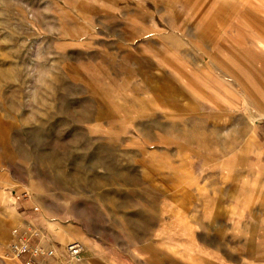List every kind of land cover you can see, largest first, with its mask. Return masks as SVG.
<instances>
[{
  "label": "rangeland",
  "instance_id": "rangeland-1",
  "mask_svg": "<svg viewBox=\"0 0 264 264\" xmlns=\"http://www.w3.org/2000/svg\"><path fill=\"white\" fill-rule=\"evenodd\" d=\"M263 8L0 0V264L13 228L81 245L34 264H264L263 74L234 43Z\"/></svg>",
  "mask_w": 264,
  "mask_h": 264
},
{
  "label": "crops",
  "instance_id": "crops-1",
  "mask_svg": "<svg viewBox=\"0 0 264 264\" xmlns=\"http://www.w3.org/2000/svg\"><path fill=\"white\" fill-rule=\"evenodd\" d=\"M213 12H214V8L212 9V11H211V13H210V15L208 17L211 18V14ZM251 12H254V10H251ZM250 19H251L250 20L251 23H252L253 20H255L254 24H257V23H263L264 24V8L258 10L257 14L251 15ZM259 32H260V35H256V36L239 37V39L236 37L235 40H234V43H236V44L237 43L244 44L243 47H240L239 49H236V52L239 50V53H244L246 59H250L251 61H254L255 66H257L260 69H262L261 73L263 75L260 78V81H254L252 79L249 80L248 78H245L243 80V82L245 83V93H246L245 96H246V99L248 97H250V96L252 97V99L255 98L257 104L254 107H256V108L260 107L264 111V30H260ZM236 58L237 59L241 58V56L235 57V59ZM221 59H222V62H223V65H224L225 68H230L231 67V65H230V63H229V61H228V59L226 57H222ZM175 74L178 75V77L181 80L187 81V79H185L186 75L183 72L177 71ZM142 85H148L149 88H150V91L155 90V89H153L151 87L150 84L142 83ZM254 86H255V88H254ZM254 90H255V92L256 91H260V92L259 93L256 92L258 94H255ZM166 91H167V89H166ZM196 92H198L200 94V96H201V98L203 100L211 102V104L213 106H214V104L217 103V100H215L213 97H209V95L205 91H201V90H199V88L198 89L196 88ZM165 108H169V106L165 105ZM263 111L258 113V114H260V116L257 119H255V124L257 126L256 130H257L258 136H261V137L264 138V135L260 131H258L259 130L258 127L260 128L259 121L264 115V114H262ZM167 116L168 115H166L165 117H167ZM165 124H167V123H165ZM262 151H264V148L262 149ZM63 237H64V239L66 238V236H63ZM43 238H44V236L42 235V243L44 241ZM84 243H87V239H86L85 236H84ZM57 252H58V256H60V258H61L60 262H63L62 261L63 253L64 252L66 253L65 248L59 247Z\"/></svg>",
  "mask_w": 264,
  "mask_h": 264
},
{
  "label": "built area",
  "instance_id": "built-area-1",
  "mask_svg": "<svg viewBox=\"0 0 264 264\" xmlns=\"http://www.w3.org/2000/svg\"><path fill=\"white\" fill-rule=\"evenodd\" d=\"M259 126L264 131V115L259 121ZM12 237L13 240L8 245V249L17 258L23 255L25 256L21 264H34L36 258L52 257L57 254L56 247L53 245H31L28 239L19 233L17 228L12 229ZM66 251L69 258L79 260L82 248L78 241H74L66 246Z\"/></svg>",
  "mask_w": 264,
  "mask_h": 264
},
{
  "label": "bare ground",
  "instance_id": "bare-ground-1",
  "mask_svg": "<svg viewBox=\"0 0 264 264\" xmlns=\"http://www.w3.org/2000/svg\"><path fill=\"white\" fill-rule=\"evenodd\" d=\"M67 245H68V244H67ZM67 245H66V246H67Z\"/></svg>",
  "mask_w": 264,
  "mask_h": 264
}]
</instances>
